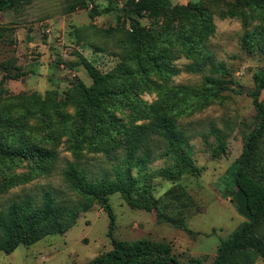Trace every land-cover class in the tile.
Here are the masks:
<instances>
[{
  "label": "trees",
  "instance_id": "1",
  "mask_svg": "<svg viewBox=\"0 0 264 264\" xmlns=\"http://www.w3.org/2000/svg\"><path fill=\"white\" fill-rule=\"evenodd\" d=\"M32 1L0 0V9H23ZM66 1L69 11L94 4L93 0ZM107 1L109 4L103 12L111 10L112 3L118 0ZM223 2L199 0L197 9H182L174 7L170 0H125L126 8L144 14L149 24L137 23L136 35L127 37L123 43L127 52L114 69L102 72L83 58L92 83L86 86L78 81L61 95L49 90L42 99L32 92L18 102L17 97H4L7 91L0 86V173L21 166L23 161L31 162L26 172L2 175L0 196L13 186L54 170L57 153L47 144L56 147L63 135H67V148L76 159L66 161L60 172L67 189L65 195L44 189L38 197L26 195L0 207V252L11 253L21 244L31 245L47 234L65 232L93 202L107 212L111 235L114 216L109 195L114 192H119L133 208L153 210L159 222L191 232L182 217L168 212L174 209V200H183L186 193L173 186L155 198L147 179L141 183L133 168L139 172L148 162L164 157L171 161L157 171L164 178L176 180L183 173H200L184 150L187 139L174 112L192 97H198L200 106L205 107L217 95V87L223 81L204 75L200 86L174 87L167 83L178 73L173 61L181 55L193 60L185 67L191 73L201 71L207 64L215 71L224 68L222 63L214 61L205 45L214 33L213 6ZM246 7L264 11V0H236L231 7L219 9L218 15L239 17L245 24L253 14L251 10L245 12ZM102 11L94 4L89 14L92 17ZM127 58L132 62L130 65L126 64ZM153 74L160 75L162 83H156L151 78ZM24 75L7 70L0 84ZM254 84L250 94L257 121L244 138L241 154L228 169L230 182L224 189L244 220L219 241L211 264H255L258 259H264V102L260 100L264 71L254 75ZM143 88L157 90L158 99L150 104L140 99L138 93ZM67 105L75 107V117L68 116L71 127L64 121ZM31 118L39 119L38 123L30 125ZM42 126L48 129L47 136L35 140L31 132ZM84 147L104 154L112 163L111 168L93 175L78 160ZM111 243L110 250L83 264H179L171 246L165 242L121 241L111 236ZM187 264H200V259H190Z\"/></svg>",
  "mask_w": 264,
  "mask_h": 264
},
{
  "label": "rangeland",
  "instance_id": "2",
  "mask_svg": "<svg viewBox=\"0 0 264 264\" xmlns=\"http://www.w3.org/2000/svg\"><path fill=\"white\" fill-rule=\"evenodd\" d=\"M235 1L214 4V33L205 43L214 61L222 63L224 68L215 71L207 64L201 71L191 73L185 67L193 60L181 55L173 61L179 71L167 83L174 87L200 86L204 75L223 81L222 86L217 87V95L205 107L200 106L198 97H192L174 112L187 139L184 150L200 173H183L176 180L164 178L157 173L171 162L164 157L148 162L139 172L133 168V174L139 175L141 183L147 179L155 198L163 196L173 186L186 193L183 200H174V209L168 212L182 217L191 232L159 222L153 210L133 208L119 192H114L109 195L114 216L111 235L107 212L93 202L65 232L47 234L31 245L21 244L11 253L0 252V264H83L110 250L111 236L121 241L165 242L171 246L179 264H187L190 259L211 264L219 241L244 220L230 201V195L224 194V189L230 182L228 169L241 154L244 138L257 121L250 92L255 89L254 75L264 71V11L246 7L245 12L251 10L253 14L245 24L239 17L221 18L219 9L229 8ZM93 2L100 11L109 4L107 0ZM170 2L177 8L197 9L199 0ZM124 3L125 0L113 2L111 10L92 17L89 13L94 4L87 3L85 7L69 11L66 0H33L23 9H0V80L7 70L13 74L25 73L0 84L7 91L3 96L17 97L19 102L32 92L40 99L49 90L61 95L78 81L89 86L92 78L84 67L83 58L102 72L114 69L127 52L123 43L127 37L136 35L137 23L149 24L144 14L132 13ZM106 30L115 31L107 34ZM131 63L127 58L126 64ZM151 78L162 83L160 75L153 74ZM143 89L138 97L147 104L158 99L157 90ZM260 100L264 102V88ZM65 110L64 121L71 127L68 116L75 117V107L67 105ZM38 121L31 118L29 124ZM47 132L46 127L33 129L31 136L39 140L46 137ZM66 140L67 135H63L56 147L47 144L56 150V168L48 175L38 174L29 182L9 188L0 196V207L26 195L38 197L44 189L66 194L60 172L66 161L76 160ZM78 160L93 175L112 166L104 154L87 151L85 147ZM30 165L31 162L23 161L21 166L4 169L0 179L3 174L13 176L26 172ZM255 264H264V259H258Z\"/></svg>",
  "mask_w": 264,
  "mask_h": 264
}]
</instances>
